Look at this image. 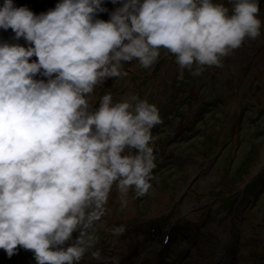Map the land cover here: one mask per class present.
<instances>
[{
    "label": "clouds",
    "instance_id": "obj_1",
    "mask_svg": "<svg viewBox=\"0 0 264 264\" xmlns=\"http://www.w3.org/2000/svg\"><path fill=\"white\" fill-rule=\"evenodd\" d=\"M110 2L112 11L105 0H58L38 14L0 4V30L14 41L0 40V250L9 259L22 249L35 264L100 261L90 250L113 188L122 208L130 191L152 188L160 109L136 94L114 102L110 91L93 106L97 88L127 77L133 61L151 69L161 49L179 79L194 65L193 76L222 68L264 29L259 0Z\"/></svg>",
    "mask_w": 264,
    "mask_h": 264
},
{
    "label": "rangeland",
    "instance_id": "obj_2",
    "mask_svg": "<svg viewBox=\"0 0 264 264\" xmlns=\"http://www.w3.org/2000/svg\"><path fill=\"white\" fill-rule=\"evenodd\" d=\"M57 2L14 0L37 14ZM259 7L264 21V0ZM12 35L0 30V40L14 42ZM124 67L129 75L97 88L93 106L106 91L114 102L136 94L157 105L163 123L152 130L155 179L144 197L130 191L123 208L113 188L90 250L102 260L89 253L80 264H264V29L222 68L199 76L191 74L194 65L179 79L175 56L165 49L151 69L138 61ZM120 225L126 231L112 235L109 229ZM0 264L35 261L22 249L11 259L0 250Z\"/></svg>",
    "mask_w": 264,
    "mask_h": 264
},
{
    "label": "bare ground",
    "instance_id": "obj_3",
    "mask_svg": "<svg viewBox=\"0 0 264 264\" xmlns=\"http://www.w3.org/2000/svg\"><path fill=\"white\" fill-rule=\"evenodd\" d=\"M34 59V58H33Z\"/></svg>",
    "mask_w": 264,
    "mask_h": 264
}]
</instances>
